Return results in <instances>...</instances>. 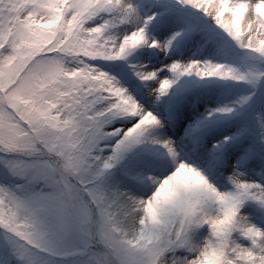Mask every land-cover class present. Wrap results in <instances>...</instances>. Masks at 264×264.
<instances>
[{"label": "snow or ice", "instance_id": "snow-or-ice-1", "mask_svg": "<svg viewBox=\"0 0 264 264\" xmlns=\"http://www.w3.org/2000/svg\"><path fill=\"white\" fill-rule=\"evenodd\" d=\"M0 264H264V0H0Z\"/></svg>", "mask_w": 264, "mask_h": 264}]
</instances>
